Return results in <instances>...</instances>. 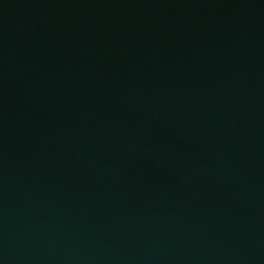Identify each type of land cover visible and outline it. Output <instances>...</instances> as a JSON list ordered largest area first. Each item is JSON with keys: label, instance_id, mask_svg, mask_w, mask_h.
Returning a JSON list of instances; mask_svg holds the SVG:
<instances>
[{"label": "water", "instance_id": "obj_1", "mask_svg": "<svg viewBox=\"0 0 264 264\" xmlns=\"http://www.w3.org/2000/svg\"><path fill=\"white\" fill-rule=\"evenodd\" d=\"M0 264H264V0H0Z\"/></svg>", "mask_w": 264, "mask_h": 264}]
</instances>
